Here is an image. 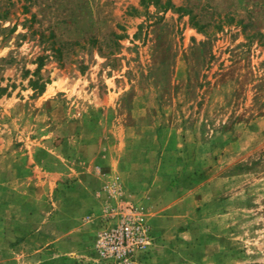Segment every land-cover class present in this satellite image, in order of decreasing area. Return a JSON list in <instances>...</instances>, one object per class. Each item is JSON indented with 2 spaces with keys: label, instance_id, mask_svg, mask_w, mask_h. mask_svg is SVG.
I'll use <instances>...</instances> for the list:
<instances>
[{
  "label": "rangeland",
  "instance_id": "rangeland-1",
  "mask_svg": "<svg viewBox=\"0 0 264 264\" xmlns=\"http://www.w3.org/2000/svg\"><path fill=\"white\" fill-rule=\"evenodd\" d=\"M169 1L0 0V264H264V0Z\"/></svg>",
  "mask_w": 264,
  "mask_h": 264
},
{
  "label": "trees",
  "instance_id": "trees-1",
  "mask_svg": "<svg viewBox=\"0 0 264 264\" xmlns=\"http://www.w3.org/2000/svg\"><path fill=\"white\" fill-rule=\"evenodd\" d=\"M139 4L143 7H147L148 5H154L157 6L159 5L160 7L163 8L164 11L168 10V9H175L173 7V5L171 4V2L169 0H166L163 4L160 3V0H139ZM175 10H180V8H177ZM39 68V65L37 67V69ZM37 72V70L35 71V73ZM31 86L33 89H37V81H31Z\"/></svg>",
  "mask_w": 264,
  "mask_h": 264
}]
</instances>
